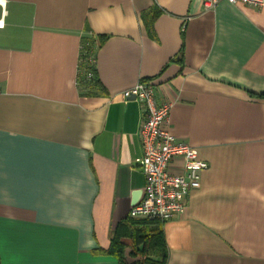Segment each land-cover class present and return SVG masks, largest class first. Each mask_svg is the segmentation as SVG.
Listing matches in <instances>:
<instances>
[{
	"label": "crops",
	"instance_id": "0c3cea01",
	"mask_svg": "<svg viewBox=\"0 0 264 264\" xmlns=\"http://www.w3.org/2000/svg\"><path fill=\"white\" fill-rule=\"evenodd\" d=\"M0 24V264H118L103 251L145 185L144 115L119 94L139 81L208 164L164 222L166 264H264V7L0 0ZM88 39L94 88L78 85Z\"/></svg>",
	"mask_w": 264,
	"mask_h": 264
},
{
	"label": "built area",
	"instance_id": "2783aa9c",
	"mask_svg": "<svg viewBox=\"0 0 264 264\" xmlns=\"http://www.w3.org/2000/svg\"><path fill=\"white\" fill-rule=\"evenodd\" d=\"M193 1L198 2L205 12L214 10L221 2L257 10L264 7V0ZM82 63L95 66L93 57L79 59V66ZM119 95L123 102H136L144 115L138 130L142 155L135 163L145 178V185L140 200L130 210L129 217L166 222L184 215L188 197L191 192L199 189L201 173L208 168V164L199 160L194 148L170 134L169 114L173 104H157L152 83L139 81ZM176 160L181 161L180 169L178 172H171V164Z\"/></svg>",
	"mask_w": 264,
	"mask_h": 264
},
{
	"label": "trees",
	"instance_id": "16d2710c",
	"mask_svg": "<svg viewBox=\"0 0 264 264\" xmlns=\"http://www.w3.org/2000/svg\"><path fill=\"white\" fill-rule=\"evenodd\" d=\"M161 14L156 10L147 20V14H142L141 19L151 26L152 22ZM103 37H100L102 40ZM96 48L93 40H83L80 45V59L93 57L95 60ZM80 73H78V85H87L96 87L97 78L95 66L80 64ZM90 75L88 78L87 75ZM252 96H255L251 94ZM264 99L263 95H256ZM164 222L159 220L132 219L129 216L120 222L114 229L111 237L109 249L104 254L112 256L118 264H166L168 249L165 243L163 232ZM130 250L128 256L133 260L132 263L127 261L126 251Z\"/></svg>",
	"mask_w": 264,
	"mask_h": 264
},
{
	"label": "water",
	"instance_id": "95a60500",
	"mask_svg": "<svg viewBox=\"0 0 264 264\" xmlns=\"http://www.w3.org/2000/svg\"><path fill=\"white\" fill-rule=\"evenodd\" d=\"M140 197H141V192L137 193V194L134 196L133 202H132V204H131L133 207L137 204V202L139 201Z\"/></svg>",
	"mask_w": 264,
	"mask_h": 264
},
{
	"label": "rangeland",
	"instance_id": "374dc122",
	"mask_svg": "<svg viewBox=\"0 0 264 264\" xmlns=\"http://www.w3.org/2000/svg\"><path fill=\"white\" fill-rule=\"evenodd\" d=\"M129 253H130V250L127 249V251H126L127 260H128L129 263H132L133 260L128 256Z\"/></svg>",
	"mask_w": 264,
	"mask_h": 264
}]
</instances>
